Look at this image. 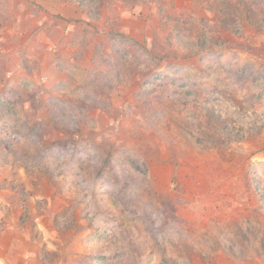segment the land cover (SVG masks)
Segmentation results:
<instances>
[{
  "label": "rangeland",
  "instance_id": "obj_1",
  "mask_svg": "<svg viewBox=\"0 0 264 264\" xmlns=\"http://www.w3.org/2000/svg\"><path fill=\"white\" fill-rule=\"evenodd\" d=\"M197 1L0 0V264H264V12H249L264 0ZM179 12L183 31L167 18ZM113 33L156 68L223 87L176 77L138 92L134 72L112 83ZM208 49L221 50L213 64L199 60ZM59 60L101 72L96 106L85 75L78 97L56 95ZM36 141L33 162L22 151Z\"/></svg>",
  "mask_w": 264,
  "mask_h": 264
},
{
  "label": "trees",
  "instance_id": "obj_2",
  "mask_svg": "<svg viewBox=\"0 0 264 264\" xmlns=\"http://www.w3.org/2000/svg\"><path fill=\"white\" fill-rule=\"evenodd\" d=\"M246 2L249 3V5L251 4L261 5L262 4V0H246ZM197 3L203 4V1L198 0ZM212 8L213 10H215L216 5H212ZM159 12H161V9H159ZM249 12H250V15L254 13L260 15V13L264 12V8H260L259 10L255 9L253 12L252 11H249ZM171 17H167V18L171 20V22L174 24L173 27H180L181 31H183L185 29L186 23H188V17L185 15V13L179 12L178 14L172 15ZM219 28L226 29V23L222 22ZM110 42L111 44H114V47L116 48V50L114 51L115 55L122 53L121 57L112 60V62H115L117 64V68L114 70L116 72V75L112 76L111 78H108L109 80H111L112 83L120 82L121 80L124 82L126 80V84H128L129 81H131L132 73L134 72L136 73V75L140 74L142 75V77H144V79H142L141 81V85L139 86L138 92L144 91L146 88H149L152 86L156 89L158 86L157 83H159L161 80H170L176 77H182L184 80L191 78V80H193L192 86L197 87V88L208 86L211 83H217L220 88L223 87V84L220 82V78L211 72H207V73L200 72L199 74H195V73H192L193 71L192 68L169 67V69L167 68V70L165 71L162 69L156 68L155 66L156 57L152 55L151 51H149L145 46L141 45L140 43H138L137 41L133 40L130 37H127V36H124L118 33H113ZM220 52L221 50L219 49H208L206 51L199 52L198 54L199 60L207 64H213L216 62V60H218L222 56ZM107 58L109 57H106V60ZM139 58L140 59L144 58V61L143 62L139 61L138 60ZM56 67L59 69L61 74L66 75V77L68 78L67 82L62 81V82L55 84L54 91L56 95L64 94V95H68L71 97H78V93L83 91V87L81 85V81H82L81 76L85 75L83 81L84 83H86L88 88L92 89V91H87L88 93H85V102L92 101L94 102L93 103L94 105L95 103H99L98 101L99 92L95 90V84L98 82L97 77L100 76L101 72L95 73V71H92V69H89L87 73H85L86 71L81 72L83 70L81 67H73L70 63L61 61V60L57 61ZM75 73L80 74V76L76 77L77 74ZM115 77H117L119 80L114 79ZM87 80H91V81L88 83ZM72 83L80 87L73 88ZM19 86L24 88V90L26 91H30L35 88L34 83L30 80L21 81ZM115 91L118 94H121L118 88ZM141 96L142 95H138V93L135 94L136 101H139V98H141ZM60 98L62 97L56 96L55 100L59 102L61 101L59 100ZM2 104L8 108L13 107L10 102L4 103L3 101ZM87 121H88V124L91 122L92 123L94 122L90 118H87ZM55 123L56 122H54L53 124L55 125ZM35 128H31L28 130L29 132L33 133L35 131ZM28 134L29 133H27V135L25 136L26 138H28L29 136ZM37 138L35 137V139ZM38 144L39 142L36 141L35 143H33V145L30 146V148L24 149L22 151V152H28L29 157L31 158V161L33 162H35V157L37 153L40 152L41 150L37 148ZM126 154L128 155V160L131 166H133L136 171H139V173L140 172L141 174L143 173L145 180H149L148 166L146 165L144 161H141V157L137 153L132 152V151H128ZM138 159H140V162L137 161ZM107 160H108V157H106L103 160V164L106 165L108 162ZM24 170L27 172H30L27 166L24 167ZM37 170L39 169H36V171ZM113 185H115V183ZM117 198L118 197L114 194L112 197V202H114V204H116L115 202L117 201L116 200ZM117 202L122 203L123 202L122 198H119ZM133 211L134 213H132L131 221L137 222L138 216L140 214L139 209H133ZM125 214L129 215L126 212ZM92 239L93 241L100 240L99 236H94L92 237Z\"/></svg>",
  "mask_w": 264,
  "mask_h": 264
}]
</instances>
